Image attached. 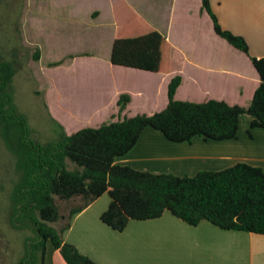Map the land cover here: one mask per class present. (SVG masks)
<instances>
[{
  "label": "trees",
  "instance_id": "obj_1",
  "mask_svg": "<svg viewBox=\"0 0 264 264\" xmlns=\"http://www.w3.org/2000/svg\"><path fill=\"white\" fill-rule=\"evenodd\" d=\"M211 1L201 0V11L209 16L214 34L248 56L259 76L260 83L247 107L217 100L177 101L174 96L181 77L176 75L167 86L168 103L163 110L98 128H83L70 136L60 133L57 141L39 145L31 139L26 119L13 104L14 67L0 56V132L7 144L18 151V181L10 199V222L35 233L19 264H43L48 242L65 264H98L64 242L62 234L73 215L103 194L108 195L110 203L100 220L115 232H122L129 221L155 220L169 213L192 227L208 222L220 230L264 236V173L258 167L237 163L221 171H201L190 177L153 174L115 164L136 145L146 128L178 144L190 143L195 137L206 141L234 140L243 116L251 118L248 133L264 129V58L250 56L245 39L220 26ZM169 52L166 38L151 31L114 39L109 62L164 74ZM129 101L128 94L119 96L118 114ZM66 160L74 165L73 170L67 169ZM54 197L63 202L80 200L81 204L64 217ZM62 219L67 221L59 230L49 225Z\"/></svg>",
  "mask_w": 264,
  "mask_h": 264
},
{
  "label": "rangeland",
  "instance_id": "obj_2",
  "mask_svg": "<svg viewBox=\"0 0 264 264\" xmlns=\"http://www.w3.org/2000/svg\"><path fill=\"white\" fill-rule=\"evenodd\" d=\"M212 2L220 26L244 37L249 55L261 50L257 31L259 22H264V0H220L218 7L216 0ZM199 10L200 0H173L172 8L171 0H2L0 56L14 67L13 104L16 112L26 119L31 139L39 145L57 141L60 126L53 116H58L59 109L65 107L70 111L74 106L92 103L97 85L93 72L108 63L116 38L157 31L170 37L176 49L172 51L175 58L244 56L214 34L211 20L199 17ZM83 55L88 57L77 59L71 68L86 72V78L75 85L65 78L66 69L70 68L67 65L69 59ZM239 66L242 72L249 71L245 63ZM183 70L191 69L184 66ZM124 71L127 73L118 85L132 96L130 115L161 109L166 99L164 81L149 73ZM233 91L232 84L202 85L184 90L183 97L184 101L201 103L229 99L226 95ZM104 99L110 101L108 96ZM80 123L71 125V131L102 125L87 124L85 119ZM17 152L0 132V264H19L27 242L35 237L33 229H19L10 222V199L18 181ZM65 163L68 170H73L74 165L68 160ZM54 200L64 217L81 204L80 200L63 202L57 197ZM66 221L49 225L59 230Z\"/></svg>",
  "mask_w": 264,
  "mask_h": 264
},
{
  "label": "crops",
  "instance_id": "obj_3",
  "mask_svg": "<svg viewBox=\"0 0 264 264\" xmlns=\"http://www.w3.org/2000/svg\"><path fill=\"white\" fill-rule=\"evenodd\" d=\"M212 3L211 1V6ZM216 4L215 7H218L220 0L216 1ZM172 6L173 0L171 8ZM212 9L218 19L213 6ZM203 16L209 18L206 12L201 11L200 0L199 17ZM257 33L261 50L251 53L250 56L264 58L263 21L259 22ZM162 35L170 49L166 58L170 72L145 73L164 81L166 86L174 76H180L181 83L176 90L175 100L184 101L183 91L189 87H225L232 84L233 93L226 95L229 99L224 97L214 100L241 107L250 104L260 79L248 56L238 51L244 56L238 54L225 57L212 54L192 58L180 55L175 58L172 51L176 49L171 45L170 37L167 34ZM82 57L86 58L88 55L73 57L67 65L70 68L66 69L68 74L65 78H69L75 85L82 84L86 78V72H80L76 67L71 68L75 61ZM240 63H245L249 71L242 72ZM103 65L93 72L97 85L94 93L96 98L92 96V103L89 106H74L70 111L61 107L58 116H53L60 126V133L70 136L77 132L78 130L71 131L73 129L70 127L81 124L82 119H85L87 124L103 125L136 116L129 113L133 104L132 96L128 94L130 101L120 114L117 100L121 94H127L125 89L118 85L121 84L124 73H127L124 70H138L113 66L109 61ZM184 66L191 69L190 72H185ZM104 96H108L110 101L106 102ZM167 103L166 89V99L161 109L140 114L152 115L163 110ZM250 121V117H242L236 139L228 141H206L195 137L190 143H171L160 132L146 128L136 145L125 156L118 158L115 164L127 165L137 171L153 174L191 177L201 171H221L237 163H246L260 168L264 173V129H252L248 133ZM106 195L103 194L73 215L68 228L62 234L64 242L73 245L80 254L98 264H264V236L224 231L208 222H201L192 227L169 213H164L155 220L129 221L122 232H115L100 220L110 203ZM171 247L174 249L171 250ZM43 264H65L49 242L45 246Z\"/></svg>",
  "mask_w": 264,
  "mask_h": 264
}]
</instances>
